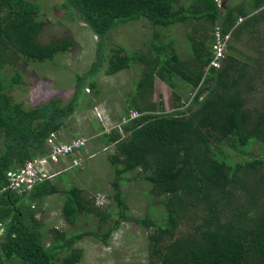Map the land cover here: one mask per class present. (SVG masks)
Here are the masks:
<instances>
[{
	"label": "trees",
	"instance_id": "16d2710c",
	"mask_svg": "<svg viewBox=\"0 0 264 264\" xmlns=\"http://www.w3.org/2000/svg\"><path fill=\"white\" fill-rule=\"evenodd\" d=\"M245 3L64 0L66 19L83 24L98 37L95 57L76 76L68 101L55 98L25 108L10 94L20 82L13 62L54 64L76 43L70 37L47 45L37 41L44 26L40 0H0V264H76L80 260L81 251L72 246L91 232L77 231L65 238V233L51 228L49 244L42 243V224L35 214L47 196L59 194L60 217L68 227L80 216L98 218V224L101 216H108L80 189L59 191L50 179L20 193L4 189L6 173L48 155L50 136H55V144L63 143L57 141L60 131L75 115L86 86L92 91L97 86L90 79L104 64L106 76L136 65L139 74L124 113L135 110L141 116L121 127L123 137L117 128L109 133L100 129L101 143L114 151L108 159L114 167L110 186L117 213L102 242L119 223L130 221L144 229L153 227L146 246L153 264H264V97L258 105L251 104L264 78V31L258 32L264 30V0ZM141 19L167 29L190 23L188 53L181 56L176 40L154 30L144 44L145 52L126 53L119 48L106 56V34L117 25ZM216 28L221 35L230 32V38L219 66H212ZM250 41L258 54L255 61L234 43ZM155 79L171 89L176 101L171 111L164 109L162 101L159 105L151 101ZM188 90L195 91L191 98ZM132 171H140L141 180L150 183V192L161 204L159 226L149 217H128L119 189L123 176ZM60 252L63 256L57 259Z\"/></svg>",
	"mask_w": 264,
	"mask_h": 264
},
{
	"label": "rangeland",
	"instance_id": "374dc122",
	"mask_svg": "<svg viewBox=\"0 0 264 264\" xmlns=\"http://www.w3.org/2000/svg\"><path fill=\"white\" fill-rule=\"evenodd\" d=\"M218 1H223L224 6H236L239 3L247 5L245 2L248 0ZM63 2L64 0H40V19L44 22V26L37 41L47 45L70 37L75 41V46L67 53L61 54L54 64H27L21 60L13 62V67L20 72V82L10 94L13 101L21 103L25 108L39 106L55 98H59L63 103L68 101L73 93L72 86L75 84L76 76L83 74L95 57L98 37L83 24L67 20L62 9ZM201 21L209 27L203 19ZM193 22L194 20L191 23ZM118 26L113 27L103 40L106 56L119 48H123L126 53L137 50L145 52L147 48L144 44L150 42L154 30L176 40L175 49L181 56L184 57L190 49L186 36L188 32L192 33L190 23L171 25V28L167 29L155 27L147 19H141ZM251 42L243 45L234 43L248 55L249 60L255 61L258 54L251 49ZM105 66L107 64H104L96 77L90 79V82H95L97 86L93 91L86 86L84 96L78 100L79 106L75 115L66 120L65 126L58 135L60 138H57L58 142H63L78 136H87L89 141L72 159L65 158L47 170L48 178L57 190L68 187L80 189L81 194L91 199L102 215L107 213L108 216H101L100 224L98 218L80 216L73 226L68 227L60 217V196L56 193L42 199L40 210L36 208L35 220L42 224L39 229L43 230L42 243L45 246L49 244L48 232L51 228L65 233V238L77 231L86 234L91 232V235L83 236L72 246V250L81 251V258L76 264H153L146 251L147 236L152 232L153 227L144 229L133 222L122 221L107 235L105 243L102 242L103 235L107 233L117 213L110 186L115 178L114 167L108 159L114 151L112 147L105 148L99 135L109 132L110 127L114 126L121 116L131 112L141 116L135 110L124 113L127 106L126 99L133 96L135 81L138 78L139 70L136 65L132 64L126 70L111 76L104 74ZM253 66L254 63L251 62L250 69H253ZM194 92L188 90L186 94L191 98ZM171 93V89L165 83L155 79L151 101L158 105L162 101L164 109L171 111L176 103ZM263 95L264 78H260L257 93L252 97L251 104L258 105L263 100ZM94 108L106 114L104 127L94 118ZM100 129H103V132H100ZM118 133L124 136L121 128ZM73 159L77 165H73ZM140 174V171H132L123 176L119 189L122 202L126 205L129 218L149 217L154 225L159 226L161 204L150 192V183L141 180ZM62 256L63 252L56 254L57 259Z\"/></svg>",
	"mask_w": 264,
	"mask_h": 264
},
{
	"label": "built area",
	"instance_id": "2783aa9c",
	"mask_svg": "<svg viewBox=\"0 0 264 264\" xmlns=\"http://www.w3.org/2000/svg\"><path fill=\"white\" fill-rule=\"evenodd\" d=\"M215 40L212 44L213 58L210 61V65L219 66V60L224 56V51L226 49V43L230 38V32L225 34H220L218 28L215 30ZM96 117L101 122H105V118L100 112L96 110ZM139 115L136 112L128 113L127 115L122 116V118L115 123L114 126H111L110 129H120L124 124L128 123L131 120L136 119ZM104 127V126H103ZM109 133V132H107ZM54 135L50 136L47 140V143L50 147L48 155L46 157H38L32 161H28L23 167L16 169L13 172L6 173V182L4 189L8 191H16L18 193L22 191H28L31 187L48 178V170L53 165H57L60 161L68 156H74L79 150L85 147L87 140L84 137L79 139H73L69 142L63 143H54ZM73 165H77L76 161H73ZM3 233V228L0 224V237Z\"/></svg>",
	"mask_w": 264,
	"mask_h": 264
},
{
	"label": "clouds",
	"instance_id": "9594fccd",
	"mask_svg": "<svg viewBox=\"0 0 264 264\" xmlns=\"http://www.w3.org/2000/svg\"><path fill=\"white\" fill-rule=\"evenodd\" d=\"M98 112H100L101 114H102V116L106 119L107 117H106V114H104L102 111H100V110H97ZM93 116H94V118L96 119V121L100 124V126H102L101 125V122L98 120V118L96 117V110H95V108H94V110H93Z\"/></svg>",
	"mask_w": 264,
	"mask_h": 264
},
{
	"label": "crops",
	"instance_id": "0c3cea01",
	"mask_svg": "<svg viewBox=\"0 0 264 264\" xmlns=\"http://www.w3.org/2000/svg\"><path fill=\"white\" fill-rule=\"evenodd\" d=\"M63 142H69V141H63Z\"/></svg>",
	"mask_w": 264,
	"mask_h": 264
}]
</instances>
